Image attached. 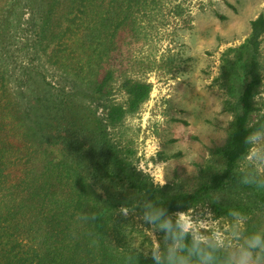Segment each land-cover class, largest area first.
Returning a JSON list of instances; mask_svg holds the SVG:
<instances>
[{
    "label": "trees",
    "instance_id": "obj_1",
    "mask_svg": "<svg viewBox=\"0 0 264 264\" xmlns=\"http://www.w3.org/2000/svg\"><path fill=\"white\" fill-rule=\"evenodd\" d=\"M93 1L0 0V190L9 186L17 191L5 202V215L0 210V240L10 236L9 219H16L20 211L19 232L28 231L33 238L28 258L0 247V264H147L143 254L129 246L127 221L119 207L139 210L164 238L175 243L178 264H238L225 250L192 238L175 222L173 213L229 186L253 135L264 128V111L254 102L261 84L257 56L264 14L250 21L249 33L237 48L221 55L218 85L231 95L239 91L234 101H224L225 110L233 112L224 143L210 150L195 190L166 193L129 172L106 134V126H114L147 99L149 83L124 80L126 106L108 104L103 123L90 109L78 105L81 92L67 93L63 87L52 86L34 62L21 75L11 65L9 39L18 36L29 58L37 60L52 45L62 44L69 19ZM96 58L91 56L84 67L70 64L67 57L64 61L77 67L71 75L74 80L94 82L91 97L101 99L109 95L113 75L107 70L100 76ZM256 198L264 209V192ZM27 220L29 230L24 228Z\"/></svg>",
    "mask_w": 264,
    "mask_h": 264
},
{
    "label": "rangeland",
    "instance_id": "obj_2",
    "mask_svg": "<svg viewBox=\"0 0 264 264\" xmlns=\"http://www.w3.org/2000/svg\"><path fill=\"white\" fill-rule=\"evenodd\" d=\"M93 2L69 19L62 44L52 45L37 60L29 58L25 42L18 36L9 39L11 65L21 75L34 62L52 86L63 87L67 93L81 92L76 98L78 105L90 109L103 123L108 104L126 106L127 96L121 87L124 80L149 83L147 99L114 126H106L107 140L129 172L163 187L166 193L195 190L210 150L226 138L233 112L225 110L224 101H234L239 92L231 95L218 85L221 55L244 41L250 21L264 14V0ZM91 56L100 59L95 64L100 76L112 72L110 93L105 98L91 97L94 82L74 80L71 75L77 67L64 61L67 57L70 64L84 67ZM257 71L261 84L254 102L264 111V34ZM235 173L229 186L207 193L199 203L174 212L173 217L192 238L225 250L234 262L264 264V209L256 198L264 192V128L253 135ZM16 193L9 186L0 190L4 215L5 202ZM133 208H118L127 221L129 246L140 251L147 264H178L173 255L176 244ZM21 216L20 211L16 219L21 220L9 219L10 236L1 238L0 247L28 258L33 238L28 231L19 232ZM28 225L27 220V230Z\"/></svg>",
    "mask_w": 264,
    "mask_h": 264
}]
</instances>
